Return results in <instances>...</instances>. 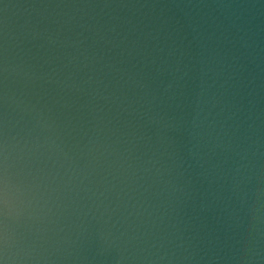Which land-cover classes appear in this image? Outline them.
<instances>
[{
	"label": "water",
	"instance_id": "obj_1",
	"mask_svg": "<svg viewBox=\"0 0 264 264\" xmlns=\"http://www.w3.org/2000/svg\"><path fill=\"white\" fill-rule=\"evenodd\" d=\"M0 264H264V0H0Z\"/></svg>",
	"mask_w": 264,
	"mask_h": 264
}]
</instances>
